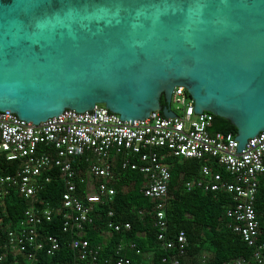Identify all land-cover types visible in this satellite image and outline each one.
Listing matches in <instances>:
<instances>
[{
    "label": "water",
    "instance_id": "water-1",
    "mask_svg": "<svg viewBox=\"0 0 264 264\" xmlns=\"http://www.w3.org/2000/svg\"><path fill=\"white\" fill-rule=\"evenodd\" d=\"M177 87L237 152L264 132V0H0V112L38 126L102 105L133 125L177 117Z\"/></svg>",
    "mask_w": 264,
    "mask_h": 264
},
{
    "label": "built area",
    "instance_id": "built-area-1",
    "mask_svg": "<svg viewBox=\"0 0 264 264\" xmlns=\"http://www.w3.org/2000/svg\"><path fill=\"white\" fill-rule=\"evenodd\" d=\"M173 104L181 111L179 116L172 106L178 118L167 119L157 111L133 125L121 121L118 114L104 106L84 113L66 110L38 126L19 120L16 114L0 112V168L2 159L19 164L15 173L0 175V209L5 211V200L11 192L28 201L23 220L16 228L8 226L3 233L0 264H36L38 253L45 251L54 256L60 251L58 238H44L40 233L43 224L51 223L56 215L63 216V232L74 234L70 245L77 252L78 264H99L102 247L92 248L84 231L94 222L96 208L111 202L116 195L109 184L114 180L117 164L123 171L144 176L142 193L155 203L158 241L162 249L173 253L162 262L182 264L188 249L186 233L180 232L175 241L167 240L170 157L211 162L203 165L201 176L184 182L187 192L203 190L231 196L232 202L225 210L229 228L254 249V254L251 260L239 258L225 264H264V243L259 240L260 224L255 210L259 184L264 179V132L250 139L239 153L237 136L212 133L215 116L207 112L196 114L185 88H175ZM74 160H81L87 167V176L80 181ZM217 168L225 170L229 177L225 178ZM54 169L60 170L65 188L56 207L36 200L50 183L49 174ZM80 184L85 185L82 193ZM113 217L110 212L109 218ZM131 228L130 223H108V229L115 233H128ZM127 251L144 256L135 243L120 244L115 264H132L125 256ZM208 260L202 256L201 264Z\"/></svg>",
    "mask_w": 264,
    "mask_h": 264
},
{
    "label": "trees",
    "instance_id": "trees-1",
    "mask_svg": "<svg viewBox=\"0 0 264 264\" xmlns=\"http://www.w3.org/2000/svg\"><path fill=\"white\" fill-rule=\"evenodd\" d=\"M161 105L166 106L162 98ZM212 133L233 134L237 136L238 130L228 120L215 117L210 130ZM0 175L13 174L19 169L18 163H8L1 160ZM74 166L79 175V181L87 176V167L81 160H74ZM171 165L170 198L166 209L168 221L167 240L175 241L180 232H185L188 238L187 255L182 264H201L202 256H207L206 264H225L236 259L253 258L254 249L243 241L242 237L229 228L226 217V206L231 204L232 198L226 193H211L203 190L187 192L185 181H191L201 176L203 165L211 164L209 161L181 160L168 158ZM225 178L229 175L225 170L217 168ZM114 180L109 184L115 189L116 195L111 202H106L96 208L94 222L85 227L84 238L89 241L92 248L102 247L99 253V264H115L118 256L116 250L120 244L135 243L143 255L151 256V264H163L165 257L172 255L161 248L158 241L159 231L155 226V203L142 193L145 178L139 172L123 171L120 164L114 170ZM51 181L36 200L45 202L53 207L61 203L64 193V182L60 170L54 169L49 174ZM184 177V178H183ZM85 185L80 184L82 193ZM28 201L19 197L16 192L5 200V211L0 209V236L9 226L16 228L23 220L24 211ZM257 219L260 224V242L264 243V179H261L255 203ZM113 212L114 217L109 218ZM130 223L132 228L128 233H115L109 239L104 233L110 232L109 221ZM64 219L56 215L51 223L45 222L40 229L44 238L56 237L61 242V249L54 256H48L45 251L38 253L36 264H78L77 252L70 245L74 234L63 232ZM143 234V236H142ZM125 256L130 258L132 264H141L142 257L133 251H127ZM90 264V261L86 262Z\"/></svg>",
    "mask_w": 264,
    "mask_h": 264
},
{
    "label": "crops",
    "instance_id": "crops-1",
    "mask_svg": "<svg viewBox=\"0 0 264 264\" xmlns=\"http://www.w3.org/2000/svg\"><path fill=\"white\" fill-rule=\"evenodd\" d=\"M104 235H105L104 236L105 239H109L112 236V232L111 231L110 232H106V233H104ZM142 236H143V234H142ZM125 244H127V243H125ZM151 261H152L151 256L150 255H145L141 259V264H151Z\"/></svg>",
    "mask_w": 264,
    "mask_h": 264
},
{
    "label": "rangeland",
    "instance_id": "rangeland-1",
    "mask_svg": "<svg viewBox=\"0 0 264 264\" xmlns=\"http://www.w3.org/2000/svg\"><path fill=\"white\" fill-rule=\"evenodd\" d=\"M99 106H102V105H99ZM172 106H173V110H174L176 113H178L179 116H181V115H182V114H181V111L177 110V107H178V106L175 105V104H173Z\"/></svg>",
    "mask_w": 264,
    "mask_h": 264
}]
</instances>
